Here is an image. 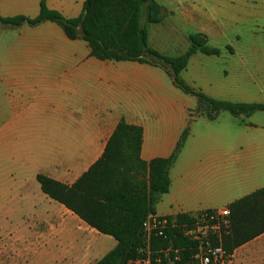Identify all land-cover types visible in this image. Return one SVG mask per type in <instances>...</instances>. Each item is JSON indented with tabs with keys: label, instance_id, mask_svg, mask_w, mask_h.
<instances>
[{
	"label": "crops",
	"instance_id": "crops-1",
	"mask_svg": "<svg viewBox=\"0 0 264 264\" xmlns=\"http://www.w3.org/2000/svg\"><path fill=\"white\" fill-rule=\"evenodd\" d=\"M85 1L47 5L73 18ZM165 1L176 4L170 12L192 20L196 32L222 49L220 55L193 54L180 73L185 83L219 100L264 103V42L250 40L242 52L234 46L231 53L232 42L218 22L219 4ZM40 9L41 0H0L3 17L33 18ZM0 28L7 36L0 43V226L10 230L4 245L9 261L16 247L25 264H95L117 245L115 237L44 193L37 175L73 185L102 157L122 119L143 127L145 161L169 157L190 128L157 215L230 208L264 187L263 111L236 116L220 110L211 118L206 104L182 90L165 68L99 59L85 39L70 38L51 20L0 21ZM12 226L36 230L13 235ZM232 257L233 264H264V232L237 246Z\"/></svg>",
	"mask_w": 264,
	"mask_h": 264
},
{
	"label": "trees",
	"instance_id": "trees-1",
	"mask_svg": "<svg viewBox=\"0 0 264 264\" xmlns=\"http://www.w3.org/2000/svg\"><path fill=\"white\" fill-rule=\"evenodd\" d=\"M164 8L158 0H86L81 15L66 18L59 11L50 9L47 0H41L36 17L20 14L11 17L0 15L4 24L37 25L51 20L63 27L72 38L85 39L91 54L103 60H138L165 68L175 83L185 92L198 96L202 104L210 107L209 116L220 110H228L236 116L264 110V103H245L219 100L196 90L180 73L191 56L198 51L208 55H220L222 49L209 43L203 32L189 34L190 46L180 55H166L149 44V24L161 22ZM233 52V47L228 46ZM190 128L183 131L173 153L169 157H157L145 161L141 157L143 127L122 119L105 151L73 185H66L45 174H38L41 189L51 198L63 203L90 226L112 235L117 245L95 264H128L132 259L145 256L144 223L156 204L171 187L170 169L177 160ZM232 228L222 237L229 253L264 232V187L244 196L230 205ZM171 224L166 236L153 235L150 241L154 264H170L162 249L179 248L182 263L188 264L196 251L197 242L184 237L179 225L194 219L193 215L179 213L169 216ZM173 256L172 251L170 252Z\"/></svg>",
	"mask_w": 264,
	"mask_h": 264
},
{
	"label": "rangeland",
	"instance_id": "rangeland-1",
	"mask_svg": "<svg viewBox=\"0 0 264 264\" xmlns=\"http://www.w3.org/2000/svg\"><path fill=\"white\" fill-rule=\"evenodd\" d=\"M163 6L164 18L161 22L149 24V44L166 55H180L187 51L190 46L188 33L196 32L199 26L193 24L192 20L185 19V16L172 13L169 10L176 7V4H168L165 0H158ZM213 4H219L221 12L218 17L219 25L224 29L225 35L232 42L231 46H237L242 52L243 45L252 41L264 42V0H212ZM218 1V2H215ZM7 39L5 32L0 28V43ZM229 50V48L227 47ZM229 52H231L229 50ZM233 53V52H231ZM222 63V62H220ZM181 77V76H180ZM182 79V78H181ZM183 80V79H182ZM211 109L205 105L204 112L210 113ZM263 111L264 110H260ZM7 228L0 226V264H25L26 257L23 252L14 247L11 261L4 254V245L7 243ZM41 229V228H40ZM35 226H12L11 233L26 234L34 232Z\"/></svg>",
	"mask_w": 264,
	"mask_h": 264
},
{
	"label": "built area",
	"instance_id": "built-area-1",
	"mask_svg": "<svg viewBox=\"0 0 264 264\" xmlns=\"http://www.w3.org/2000/svg\"><path fill=\"white\" fill-rule=\"evenodd\" d=\"M171 224L168 217L149 214L145 223L146 247L143 249L145 256L132 259L128 264H154L160 258L152 260L150 241L153 235L166 236L165 231ZM181 234L197 242L196 251L191 255L188 264H233L232 254L229 253L223 243L222 237L229 233L232 228L230 208H211L197 215L194 219L179 225ZM170 264H183L179 248H168L161 250ZM172 255L171 256V252Z\"/></svg>",
	"mask_w": 264,
	"mask_h": 264
}]
</instances>
